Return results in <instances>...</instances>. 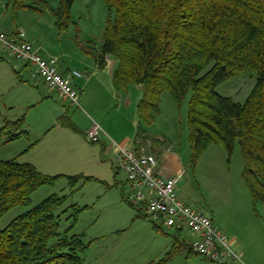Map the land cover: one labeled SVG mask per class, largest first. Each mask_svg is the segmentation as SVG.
Here are the masks:
<instances>
[{
    "label": "trees",
    "instance_id": "1",
    "mask_svg": "<svg viewBox=\"0 0 264 264\" xmlns=\"http://www.w3.org/2000/svg\"><path fill=\"white\" fill-rule=\"evenodd\" d=\"M75 1L60 0L55 8L42 0H8L7 5L14 15L21 10L43 14L48 9L63 33L72 23ZM104 2L108 21L96 59L101 67L106 55L118 59L113 79L117 90L143 86L137 109L140 122L153 124L165 92L178 107L190 95V165L195 167L213 144L223 145L229 156L239 146L245 162L243 177L254 204L264 203V0ZM247 72L256 75V84L244 103L216 91L228 79ZM25 123L24 116L6 121L0 137L17 140L26 134ZM63 177L72 189L83 179L93 180L45 175L17 159L0 161V220L17 207H31L36 191ZM67 199L52 195L0 230V264H85L83 254L90 244L84 235L73 233L83 209L73 205L59 213ZM71 210L67 218L71 225L61 230L62 218ZM140 217L144 216L137 213ZM183 250L187 247L174 236L172 248L150 264H168Z\"/></svg>",
    "mask_w": 264,
    "mask_h": 264
},
{
    "label": "rangeland",
    "instance_id": "2",
    "mask_svg": "<svg viewBox=\"0 0 264 264\" xmlns=\"http://www.w3.org/2000/svg\"><path fill=\"white\" fill-rule=\"evenodd\" d=\"M45 1L52 6H57L60 2V0ZM42 21L39 30L35 28L34 32L42 40L48 42L49 46L51 44L52 48L67 51L76 59L78 49L87 51L86 47L101 46L108 21V9L104 0H76L72 10V23L69 29L63 33H59L56 29L51 30L47 24V17ZM17 63L21 66L25 65ZM42 81L41 83L45 87L46 85ZM255 84L256 75L247 72L228 79L219 85L216 91L222 96L231 97L235 102L244 103L253 91ZM53 94L56 96L50 103H44L39 108L40 112L51 113L49 111H55L57 105L58 107L67 105V108L70 106V104L63 103L57 93ZM189 98L190 95L182 107H178L171 94L165 92L162 96L160 113L155 116L153 124L147 126L141 122L143 130L158 132L160 135L157 136L160 139L173 142L175 149L182 151L184 157L187 145L190 146ZM78 104L74 106L70 116L73 112L77 113L79 109L82 113L84 110L90 114L91 111L81 105L80 101ZM112 106L108 100V104L104 107V111H107L105 115L114 113L115 110L112 109ZM73 120H69V123L73 124ZM31 123L32 129H34L36 122L31 120ZM8 143L10 142H7L6 135L0 137V160L18 159L22 153L17 152L23 142ZM114 168L116 172L111 171L112 180L104 174L101 175L102 179L97 177L90 181L83 179L82 184L79 183L72 189L69 186V180L61 178L51 186L41 187L33 194L31 207H17L0 220V230H4L14 219L48 197L52 195L67 196L68 200L59 213L73 205L83 209L79 213L73 233L85 234L86 243L92 242L91 247L83 254L87 264H116L117 259H121L122 264H143L145 262L150 264L151 258H154L150 254L151 243L154 239L149 238L144 225L140 222L144 221L147 224L145 228L151 227L152 224L155 229V225L146 217L136 218V210L124 195L127 191L124 175L118 171L116 163ZM244 168L245 162L239 146L236 147L234 154L229 156L223 145L213 144L195 167L190 165L189 159L178 183L177 193L198 212L206 213L212 217L216 225L230 239L235 237L242 243L247 264H264V203L254 204L251 192L243 177ZM121 193L122 195H120ZM128 209L131 217L126 213ZM71 214H73L72 210L62 218L61 230L70 227L71 223L67 221V218ZM162 230L170 236H179L177 232L166 228H162ZM117 233L121 234V237L115 240ZM179 238L181 241L189 240L191 233L188 231L181 233ZM201 259V257L198 258L199 261L206 262ZM206 263L212 264L211 262ZM175 264L182 263L175 262ZM188 264L199 263L190 262Z\"/></svg>",
    "mask_w": 264,
    "mask_h": 264
},
{
    "label": "crops",
    "instance_id": "3",
    "mask_svg": "<svg viewBox=\"0 0 264 264\" xmlns=\"http://www.w3.org/2000/svg\"><path fill=\"white\" fill-rule=\"evenodd\" d=\"M7 4L8 0H0V31L9 35H16L23 30L38 54L45 59H59V69L63 75H68L71 71L80 72L82 77L75 78L73 84L80 93L81 105L92 112L89 114L83 110L82 113L79 109L77 113L73 112L70 116V112L75 107L64 99L61 101L70 104L68 108L67 105L58 107L57 100L55 111H49L51 113L40 112L39 108L44 103H50L56 96L53 93L57 92L47 86L43 87L42 79L34 75L30 66L24 65L26 66L24 67L9 60L4 46L0 43V128L4 126L6 121H16L23 116L26 118L23 127L26 134L8 143L23 142L17 152L22 154L18 156V159H15L20 163L34 165L39 172L45 175L84 176L102 179L101 175L106 174L112 180L111 171L116 172L114 168L115 146L113 143L129 146L137 140H142L144 142L151 141L152 152L159 159L158 172L162 176L167 178L182 176L189 163L190 146L187 145L184 157L182 151L175 149L173 142L160 139L157 136L160 135L158 132L148 129L146 131L141 128L137 109L143 97L144 89L142 85L131 84L125 90H117L113 79L119 65L118 59L112 55H106L104 56L103 67H101L96 59V56L101 54V46L86 47L89 53L78 49L79 53L77 52L76 59L67 51L54 49L51 44L49 46L48 42L42 40L34 32L35 28L39 30L43 23L42 20L46 17L51 30H57L55 20L48 9L43 14L21 10L14 15ZM49 7L55 8L56 6L49 5ZM108 100L112 103V109L115 111L105 115L107 111H104V107L108 104ZM31 120L36 122L34 129L30 125L32 124ZM69 120H73L74 123L70 124ZM94 122L100 123L105 131L98 143H91L86 138V131ZM9 136L6 135V138ZM82 183L83 180L80 181V184ZM180 199L187 203L186 200ZM126 213L131 217L129 209ZM140 223L144 225L149 238L154 239L150 247V254L154 257L151 258V262L160 260L172 248L174 236H170L163 230L162 232L155 231L152 224L151 227L145 228L147 224L144 221ZM116 237L115 240H118L121 234L117 233ZM232 240L240 244L246 260L242 243L235 237ZM91 243H89L90 247ZM180 243L187 247L186 243L181 241ZM190 252L189 247H187V250L177 254L168 264H175V262L208 264L206 262H210L207 260L206 262L199 261L200 256L197 257ZM201 260L205 259L202 258ZM84 261L87 264L85 258ZM116 264H122V260L117 259ZM143 264H148V262Z\"/></svg>",
    "mask_w": 264,
    "mask_h": 264
},
{
    "label": "built area",
    "instance_id": "4",
    "mask_svg": "<svg viewBox=\"0 0 264 264\" xmlns=\"http://www.w3.org/2000/svg\"><path fill=\"white\" fill-rule=\"evenodd\" d=\"M0 43L9 60L30 66L34 75L41 78L49 89L72 105H79L80 93L73 80L82 77L80 72L63 75L59 59H45L38 54L23 30L16 35L0 31ZM104 133L102 125L94 122L86 131V138L91 143H98ZM113 144L116 168L125 178V198L137 213L150 219L155 226L177 232L179 236L190 232L191 239L179 240L207 261L247 264L237 241L230 239L208 214L198 212L179 198L177 186L181 175L167 178L158 172L159 159L151 150V142L137 140L129 146Z\"/></svg>",
    "mask_w": 264,
    "mask_h": 264
}]
</instances>
